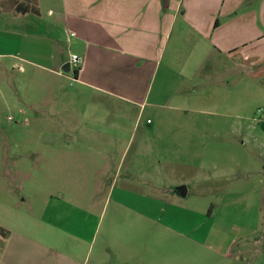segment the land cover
<instances>
[{
  "label": "rangeland",
  "instance_id": "1",
  "mask_svg": "<svg viewBox=\"0 0 264 264\" xmlns=\"http://www.w3.org/2000/svg\"><path fill=\"white\" fill-rule=\"evenodd\" d=\"M179 1L175 13V0H158L166 32L149 54L136 50L127 66L117 56L93 74L107 93L32 66L54 37L47 3L44 22L0 24L8 235L52 244L56 226L94 236L87 264L100 247L102 264H264V74L211 49ZM262 1L239 9L261 25L260 46ZM66 46L65 56L77 51ZM180 186L185 198L173 193ZM8 239L0 236V255Z\"/></svg>",
  "mask_w": 264,
  "mask_h": 264
},
{
  "label": "crops",
  "instance_id": "2",
  "mask_svg": "<svg viewBox=\"0 0 264 264\" xmlns=\"http://www.w3.org/2000/svg\"><path fill=\"white\" fill-rule=\"evenodd\" d=\"M43 2L49 5L47 16L52 20L46 24L54 37L44 38L49 47L46 54L39 56L43 63L32 62V66L60 79L64 76L59 69L76 55L81 59L76 78L73 70L69 72L75 83L92 90L105 92L91 83L93 74L106 69L105 61H110L113 67L117 56L127 55L123 61L127 66L129 56L139 49L142 54H149L166 32L165 15L158 0H0V24H18L24 28L27 24L44 22ZM175 4V13H178V0ZM242 4L243 0H185L181 4L179 1V10L184 8L181 15L186 25L203 42L207 41L211 49L231 59L238 56L239 61L254 70V76L261 77L264 74V45L259 44L261 25L254 24L248 13L239 12ZM261 14L264 15V0ZM65 44L66 49L77 51L65 56L62 47ZM4 56L27 60L13 54ZM12 67L22 69L19 64ZM56 135L49 133L46 140H56L59 137ZM173 193L176 195L175 190ZM54 227L48 233L52 244L17 233L8 235L9 230L4 228L9 239L4 242L0 264H87L92 257L94 236L87 239L85 234ZM106 254L104 247L98 248L93 264H102Z\"/></svg>",
  "mask_w": 264,
  "mask_h": 264
},
{
  "label": "water",
  "instance_id": "3",
  "mask_svg": "<svg viewBox=\"0 0 264 264\" xmlns=\"http://www.w3.org/2000/svg\"><path fill=\"white\" fill-rule=\"evenodd\" d=\"M62 71L64 73L69 72V64H65V66L62 68ZM175 193L178 197L180 198H185L186 197V187L185 186H180L177 189H175Z\"/></svg>",
  "mask_w": 264,
  "mask_h": 264
},
{
  "label": "built area",
  "instance_id": "4",
  "mask_svg": "<svg viewBox=\"0 0 264 264\" xmlns=\"http://www.w3.org/2000/svg\"><path fill=\"white\" fill-rule=\"evenodd\" d=\"M73 35H74L73 33H70V36H73ZM80 63H81V59L78 56H76V55H72L70 57V60H69V63H68L69 64V69L70 70H77L79 65H80Z\"/></svg>",
  "mask_w": 264,
  "mask_h": 264
},
{
  "label": "trees",
  "instance_id": "5",
  "mask_svg": "<svg viewBox=\"0 0 264 264\" xmlns=\"http://www.w3.org/2000/svg\"><path fill=\"white\" fill-rule=\"evenodd\" d=\"M216 26H217V21H216L215 24H214V27H216ZM77 70H78V69H77ZM77 70H73V77H74V79H75L76 76H77ZM7 234H8V232H7L4 228L0 227V236H2V237H6Z\"/></svg>",
  "mask_w": 264,
  "mask_h": 264
}]
</instances>
